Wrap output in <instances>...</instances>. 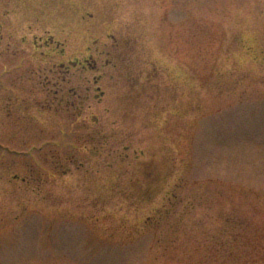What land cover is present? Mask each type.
Returning a JSON list of instances; mask_svg holds the SVG:
<instances>
[{"label": "rangeland", "instance_id": "obj_1", "mask_svg": "<svg viewBox=\"0 0 264 264\" xmlns=\"http://www.w3.org/2000/svg\"><path fill=\"white\" fill-rule=\"evenodd\" d=\"M0 264H264V0H0Z\"/></svg>", "mask_w": 264, "mask_h": 264}]
</instances>
